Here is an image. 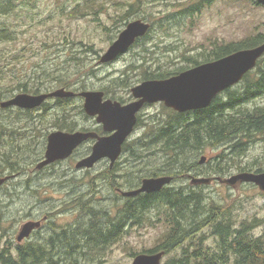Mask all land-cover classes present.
<instances>
[{
	"label": "trees",
	"instance_id": "16d2710c",
	"mask_svg": "<svg viewBox=\"0 0 264 264\" xmlns=\"http://www.w3.org/2000/svg\"><path fill=\"white\" fill-rule=\"evenodd\" d=\"M212 1L214 0H185L181 2L179 6H183V8L177 15L176 13L168 14L158 18L154 23L150 22V30L144 37L137 39L135 45L147 40L154 27L160 30V33L167 34L169 29L181 27L184 18L194 20ZM251 1L253 4H257L254 0ZM38 2V0H0V46L18 38L22 31L20 27L28 26L30 19L37 13L38 9L40 10ZM97 5V0H81L77 1L73 7L67 8L68 5L61 1L60 4L57 3L55 9H48L46 16L39 17L38 20H52L56 15L72 18L85 15L95 16ZM132 6L129 5V10L120 16V19L125 20L130 14L137 12ZM63 41H66V37L63 38ZM262 42H264V32H251L239 40H229L225 43L212 41L210 48L206 52H201V60L193 55L185 56L183 60L188 62V65L185 66L173 67L171 65L162 68L158 64L151 68L146 65V58L139 57V64H131L130 68L141 70L139 81L149 78H166L189 66L217 59L235 50L252 47ZM163 47L166 51L173 49L171 44H166ZM83 49H85L84 51H93L90 45ZM146 50L145 48L142 49V51ZM65 51L68 53H64L60 67L55 68V71H52V68L42 69L43 74H54L50 80L56 82L59 87L69 89L77 83L80 86H77L75 90H83L86 87L83 78L93 74V70L90 68L82 72L76 80H70L69 74L66 73V71L69 72V69L66 66L71 61L76 60L75 65L71 63L70 70L73 69V75H76V72L80 73L81 56L80 54L79 56L76 55V50L73 49ZM78 51L79 53L82 52ZM7 52H9L7 48L3 50L0 47V101L6 94H13V90L17 89L20 92L28 93L52 90V86H49L47 82L38 81L36 78L28 86L26 82L30 80V77H27L26 81L20 82L16 87L2 86L3 78L9 74L12 61L16 59L15 54ZM148 52L150 53L149 50ZM263 62L264 55L258 60L256 68L244 77L241 86L227 89L225 98L215 97L209 108L195 112L189 117L183 113L174 114L171 112L169 117L163 120L161 126H156L154 130L143 137L135 139L134 144H131L130 141L124 143L123 151H127L128 156L134 160L129 162L126 159L124 164L120 166V162L115 164L113 168L117 174V181L119 182V176L122 175L119 174V170L130 171L129 166L135 164L134 161L143 159L144 155L152 150H157L158 155H161L160 165L156 168H149L142 177L170 175L174 180H182L190 178L192 175L202 177L224 175L233 168L237 172L263 171L264 165H259L255 161L241 163L238 160L241 155L245 154L251 141L256 137L264 139V101L252 108L245 107L254 98H264ZM120 85L124 86L126 82L117 81V79L112 80L108 86L102 87V91L106 96L122 101L123 98L112 94ZM76 99V97L54 98L52 99L54 105L45 102L41 109L34 110L0 107V111L23 113L31 122H28L29 127L23 131L19 129L21 127L0 122V176L6 174L26 175L29 171L27 166L31 161L27 162L26 160L32 155V162L36 164L43 149H34L36 145L34 143L37 142L34 137L39 136V133L34 136L33 131L39 132L40 124L48 120L49 117L51 122L47 127L65 131H72L77 128L79 124L70 114L73 113L74 108L69 110L74 107L73 102ZM79 111L85 119L88 118L81 107ZM94 130L101 133L100 127ZM28 132L31 135H28ZM42 144H44V140ZM220 145L227 147L209 158L206 164L199 165V160H196L195 157L200 150L206 147L215 148ZM81 149L78 153L83 150L85 152L87 147ZM126 171L122 175L125 178V185L134 186L142 178L139 177L137 181L133 179L130 181L126 178ZM110 174L111 168L107 167L101 170L98 175H94L93 179H105L102 184L110 185L113 179ZM30 179L31 176L29 175L23 183L29 185ZM92 181L90 184L93 187L97 181ZM117 186L119 185L117 184ZM111 200L113 201V199ZM205 200L206 195L199 189L173 184L165 186L156 193L145 194L137 198H127L115 215L109 214L110 211L106 208L107 206L102 205L103 202L98 199L91 197L82 200L84 221L82 220L83 224L80 229L76 228L68 234L69 251L78 244L79 250L73 248V252L85 255V259L90 262L91 259L88 256L91 251L102 250L105 246L117 241L127 232L128 226L142 225L145 222L151 223L152 220L147 215L154 209L161 214V216L157 215L156 220L164 222L166 229L152 248L142 252L164 251L166 259L162 264H264V232L261 235H255L253 232L254 228L259 225L258 218L244 220L235 225L228 209L217 204L210 205ZM106 201L107 198L105 197L104 202ZM106 203L109 204L110 201ZM3 213L0 209V220ZM4 214L6 215V213ZM209 238L214 239L215 248L207 244ZM57 241L58 246H54V255L57 258L66 257L69 264L71 261H76V257L74 258L70 254L66 256L68 246L67 248L66 246L61 247V245H65L66 239H58ZM35 253L37 257L40 256L39 252ZM41 253L44 254L43 251ZM2 264L13 263L10 259L5 258Z\"/></svg>",
	"mask_w": 264,
	"mask_h": 264
},
{
	"label": "rangeland",
	"instance_id": "374dc122",
	"mask_svg": "<svg viewBox=\"0 0 264 264\" xmlns=\"http://www.w3.org/2000/svg\"><path fill=\"white\" fill-rule=\"evenodd\" d=\"M38 1L40 10L38 9L37 13L30 19V24L20 27L22 31L15 41L6 42L0 46L3 50L7 48L9 51L7 53L16 55V59L12 61L13 64L10 67L9 74L1 82L2 86L16 87L20 82L26 81L30 77V80L26 82L28 86L36 78L38 81L47 82L49 86H52V89L58 88V84L50 80L54 74L44 75L42 69L47 70L52 68V71H55V68L58 69L63 62L62 57L66 52L65 50L73 49L76 50V55L79 56L80 54L81 64L79 67L80 73L76 72V75H73V69L72 71L70 70L71 63L75 65L76 60L71 61L66 66L69 69V72L66 71V73L69 74L70 80H76L82 72L92 68L93 74L83 78L86 84L83 90H102V87L108 86L112 80L117 79V81H125L126 85H120L112 94L126 99L127 96H130V88L142 81H139L141 70L130 68L131 64H139V57L146 58V65H149L151 68L156 67L158 64L162 68L171 65L173 67H180L188 65V62L183 60L185 56L193 55L198 60H201V52H206L210 48L212 41L225 43L229 40H239L251 32H264V7L253 4L251 0H214L194 20L184 18L181 27L169 29L167 34L164 32L160 33L161 31L154 27L147 40L134 45L126 54L118 57L113 62L105 64L99 62L100 56L107 50L111 42L117 38L119 32L124 29L128 22L142 19L141 16H143L144 20L154 23L158 18L168 14L176 13L177 15L183 8L179 4L185 0H97L98 5L95 9V16L85 15L72 18L70 16L56 15L52 20L45 21H40L38 18L45 17L47 10L50 8L55 9L57 3L60 4L62 1L68 5L67 8H71L77 1L81 0ZM130 4L133 5L132 8L137 10V12L135 14L132 13L133 15L130 14L125 20L120 19V16H123L129 10ZM94 17L97 18L94 20ZM64 37H66V41H63ZM166 44L173 45V49L166 51L163 47ZM88 45L91 46L93 51H84L85 49L83 48ZM143 48L147 50L142 51ZM78 50L82 51V54ZM262 65H264V62ZM77 86L80 85L76 83L69 89L76 92L81 91L75 90ZM13 91V94L20 92L18 89ZM13 94H6L1 100L9 98ZM263 101L264 98H254L245 107L252 108ZM49 104L54 105L52 101H49ZM73 105L74 107L69 110L74 108L73 113L70 114L77 121V124L93 127L96 122L93 119H85L79 111V108L82 106V100L76 99ZM147 111L152 116H155L139 125L137 134L131 136L129 139L131 144H134L135 139L149 133V129L161 126L163 120L167 117L165 109L160 108L158 105L148 108ZM17 114L16 112L1 110L0 122L6 125L10 124V126L21 127L19 128L21 131L27 129L29 127L28 122L30 121L27 120V117L23 113ZM50 122L51 118L49 117L48 120L40 124L39 132L33 131L34 136L36 133H39V136L34 137V140L37 141L34 143L36 144L34 149H44L42 142L43 140L45 142L46 135L57 129L47 127L50 125ZM28 135L31 134L28 132ZM226 145H220L215 148L206 147L200 150L195 158L199 160L202 156H205L209 159L223 151L227 147ZM127 153L126 151L125 157L129 162H133L134 159L129 157ZM158 154L157 150L148 152L144 155L143 159H137L134 161L135 164L129 166V172L123 169L119 170V174L123 175L126 171L129 178L137 181L139 177L145 175L144 173L149 168L159 167L161 155ZM32 156H30L31 158H27L26 161L29 162L31 160V163L33 161ZM126 158L120 159V165L124 164ZM73 159L62 161V166H69L71 165L70 163H73L66 177L72 181L65 182L67 184L66 188L68 190L78 189L80 192L86 190L88 187L93 189L90 182L93 176L98 173L96 172L98 169L107 168V160H101L94 172H81L79 170L75 172L74 163L78 158L75 157V160ZM238 160L241 163L255 161L259 165H264V139L256 137V139L251 141L245 154L241 155ZM30 163L27 166L25 162V165L28 167L27 169H29L26 175L11 178L0 187V209L2 213H6V215L3 213L0 220V246L4 242L6 233L10 232L9 236H11L23 222L25 223L28 220L25 218L26 213L24 210L31 204L30 199L18 198L17 196L29 194L28 191L25 192L22 183L25 178L33 174L32 170L35 162H32L31 165ZM236 173V169L233 168L224 175H217V177L221 178L218 181L213 179L207 184H194L190 179H182L175 181L173 185H185L187 188L199 189L206 195L205 202L210 205H221L223 208L228 209L235 225L244 220L258 218L259 225L254 228L253 232L255 235H261L264 232V193L257 186L249 183L238 182L233 185L228 184L226 179ZM36 178H38V181H41L40 183L45 179H53L47 178V175ZM124 179V177L122 180L119 179V182L123 184ZM69 185L74 187L70 188ZM105 186L107 185H102L100 192L95 196L100 202H103L101 203L102 205L108 206L109 204L106 202L113 198V194ZM47 187L39 188V190ZM51 188L52 190L49 188V191L44 196L53 195L58 197L64 193L63 190L55 192L56 189H63L62 185ZM105 197L107 198L106 202H104ZM156 212L154 209L148 212L147 216L152 220L151 223L145 222L142 225H130L127 227V232L117 241L105 246L102 250L91 251L88 256L91 259L90 262L85 259V255L81 253L76 255L74 253V257L78 260L76 263L131 264L133 254L143 253V250L152 248L166 229L164 222L156 220L158 215V212ZM159 215L161 216V214ZM69 218L72 219L71 216ZM57 221H61L60 218ZM207 242L209 246L215 248L213 238H209ZM165 259L166 256L162 263H164Z\"/></svg>",
	"mask_w": 264,
	"mask_h": 264
},
{
	"label": "water",
	"instance_id": "95a60500",
	"mask_svg": "<svg viewBox=\"0 0 264 264\" xmlns=\"http://www.w3.org/2000/svg\"><path fill=\"white\" fill-rule=\"evenodd\" d=\"M256 2L264 6V0H256ZM149 27V23L140 19L128 22L100 56L99 62L110 63L126 53L137 38L143 37L148 32ZM263 54L264 42L200 63L167 78L144 80L130 88L134 101L127 104H121L110 98L104 99V93L101 90L74 92L61 87L37 94L19 92L1 101L0 106L33 109L39 107L48 98L81 97L86 115L95 117L96 122L101 124L103 131L108 135L99 136L92 131L79 130L51 131L46 138L44 158L37 163L36 167L42 168L69 157L75 148L89 138L95 139L91 151L76 162L75 168H92L103 158H107L112 165L121 154L122 145L136 123V113L144 103L163 102L165 106L179 112L207 107L218 93L236 84L246 72L251 70ZM204 159L202 157L200 163ZM10 177L8 175L0 177V185ZM171 180V176L146 177L142 179L138 189L125 191L122 195L134 196L141 192H157ZM191 181L207 183L209 179L193 177ZM226 182L230 185L237 182L254 183L264 192V171L239 172L226 179ZM37 225L38 222L34 221L23 223L19 238L28 235ZM163 255L164 251L139 253L133 257L131 264H160Z\"/></svg>",
	"mask_w": 264,
	"mask_h": 264
},
{
	"label": "flooded vegetation",
	"instance_id": "af4514ba",
	"mask_svg": "<svg viewBox=\"0 0 264 264\" xmlns=\"http://www.w3.org/2000/svg\"><path fill=\"white\" fill-rule=\"evenodd\" d=\"M242 82H243V79L239 84L240 86ZM223 96H224V93H221L219 97L223 98ZM133 100L134 99L131 96L129 97L127 96L126 99L124 98V100L122 101L118 100V101L121 104H127ZM156 105L164 109L163 103H160V102L152 103V104L145 103L142 106V108L136 113V125L130 137L137 134L139 125L143 124L144 122H146V120H149L151 117L153 118L155 116V115L152 116L151 113H148L147 109L152 106H156ZM210 106L211 105H209V107ZM165 108H167V110H165V112H167L166 114L167 117H169L171 112L174 114H180V112L174 111L171 108H168V107H165ZM39 109H41V107ZM196 111H201V109L188 111V112H185L184 114H186L189 117L190 115H194ZM157 115H160V114H157ZM91 119L95 120L94 118H91ZM90 127L91 126H88V125H78L77 128L75 129L85 131V130H94L100 127L101 133L97 132L96 130L95 132L99 134L104 133L102 131V127L98 125L97 123H95V125L91 127V129ZM154 129L155 128L153 127L152 129H149L148 132ZM107 134L108 133H104L103 135H107ZM93 142H94V139H89L85 141L84 143H82L75 150L73 154L81 151L82 150L81 148L87 147V150L85 152L83 150L81 153H78L75 157H77L78 159H81L85 157L86 155H88L90 153L91 145L93 144ZM45 143H44V149H45ZM125 152L126 151H122V154L112 166H110L109 161L107 159L103 160V161L107 160L108 162L107 167L111 168L110 175L113 177L112 184L110 183V185L105 186V187H108L110 192L113 194V198H112L113 201L109 200L110 203L106 207L110 211L109 214H112V215H115L117 210L121 209L122 204L127 200V198H137L139 196L146 194V193H139L138 195L132 196V197H124L122 195V193L125 190H133V189L139 188L141 185V180H142L140 179V181H138L137 184H135L134 186L129 185V184L125 185V183L124 185H122L121 182L117 181L116 179L117 174L114 171L115 169L113 167L115 166L116 163L121 162L120 159H122L123 157L126 158ZM100 162L95 164L92 169H83L79 171L94 172ZM206 162H207V159L205 157L204 161L202 163H199V165H204L206 164ZM62 163H63L62 161H58L56 163L44 166L40 169L33 168L32 170L33 174H31V179H30V182L28 183L29 185H26V183H22V187L25 188V192L28 191L29 194H25V195L20 194L17 197L23 198V199L29 198L30 203H31L29 204V207L26 210H24L26 213L25 218L28 219L27 221L38 222V225L35 226L29 232L28 235L20 237V238H19V232L24 222L11 234V236H9L10 232L5 234L4 242H2L0 246V263L1 264L3 263V260L5 258L10 259L13 264H53V262H55V264H69V261L67 260L66 257L57 258L54 255V252H53L55 249L54 246L56 247L58 246V241H57L58 239L60 240L66 239L65 245L63 246L61 245V247L66 246V248L68 246V251H67L66 256H69L70 254L72 257H74V253H76V255L79 254L78 252H73L75 249L79 250L78 244L77 246L73 247L74 250L72 248L69 251L70 244L68 242V239H69L68 234H70V232H72V230H75L76 228L77 229L81 228V225L83 224V221H84V217H83L84 213L82 210L81 202L82 200L89 199L91 197H93L94 199H98L95 195H97L100 192V187L104 185L102 184V182L105 181V179L94 178L95 181H97V184H93V189L88 187L86 190H83L81 192L78 189L68 190L66 188L67 187L66 183L69 182V180L71 179L66 178V177L68 175V170H70L73 163H70L71 165L69 166H62ZM119 166H120V163H119ZM76 171L78 172V170H75V172ZM96 172L98 173L95 175H98L101 172V170L98 169ZM43 175H47V178L50 177L53 179H48V180L45 179L44 181H42V183H40L41 181H38L37 180L38 178L36 177L38 176L42 177ZM18 176H21V175L18 174ZM122 178H123L122 175H120L119 179L122 180ZM126 178L132 181V179L129 178V175L127 173H126ZM209 179L210 181L213 179L216 181L221 180L220 177H217V175L215 176L212 175L209 177ZM117 184L119 186H117ZM58 185H62L63 189L61 190L56 189L55 192L63 190L64 193L62 195L58 197H55L53 195L44 196L45 193L49 191V188L52 190L51 187L54 188L55 186H58ZM42 187H47V188L39 190V188H42ZM69 187L72 188L74 186L69 185ZM69 216H71L72 219H70ZM58 218H60L61 221H57ZM42 251L44 254L41 253ZM35 252H39L40 256L37 257ZM77 261L78 260L71 261L70 264H74Z\"/></svg>",
	"mask_w": 264,
	"mask_h": 264
}]
</instances>
